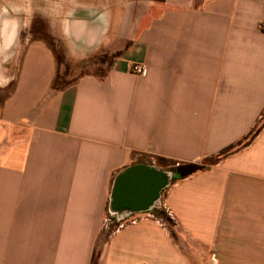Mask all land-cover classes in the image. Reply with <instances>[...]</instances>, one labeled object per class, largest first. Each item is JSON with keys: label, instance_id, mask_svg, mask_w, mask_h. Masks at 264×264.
Returning a JSON list of instances; mask_svg holds the SVG:
<instances>
[{"label": "crops", "instance_id": "obj_1", "mask_svg": "<svg viewBox=\"0 0 264 264\" xmlns=\"http://www.w3.org/2000/svg\"><path fill=\"white\" fill-rule=\"evenodd\" d=\"M58 49L104 67L56 89ZM263 118L264 0H0V264H264ZM205 161L110 218L123 171Z\"/></svg>", "mask_w": 264, "mask_h": 264}, {"label": "water", "instance_id": "obj_2", "mask_svg": "<svg viewBox=\"0 0 264 264\" xmlns=\"http://www.w3.org/2000/svg\"><path fill=\"white\" fill-rule=\"evenodd\" d=\"M176 175L156 167L138 165L123 171L116 179L109 204V213L125 219L157 206L162 191Z\"/></svg>", "mask_w": 264, "mask_h": 264}, {"label": "rangeland", "instance_id": "obj_3", "mask_svg": "<svg viewBox=\"0 0 264 264\" xmlns=\"http://www.w3.org/2000/svg\"><path fill=\"white\" fill-rule=\"evenodd\" d=\"M57 53L61 54L63 52H61V50L58 49ZM104 58H105V56L100 55L99 57L92 59L88 64H84L82 66L71 64L65 58H64V60L62 59V62H59V74H58L57 80H56L58 83V86L62 87V86H66V85H69V84L75 82L79 78V76H81L85 72H87V73L88 72L100 73L99 72L100 69H103V67H104L101 65V63L104 61ZM206 164H209V163L205 161V162L199 163L198 165L204 166ZM169 169L171 172L173 171L172 173H174L176 175V172H174V171H177L178 165L173 163ZM178 177L179 176L176 175V179ZM109 216H110V218H112L111 214H109ZM114 228H115V226L110 225L108 230H107V233L113 232Z\"/></svg>", "mask_w": 264, "mask_h": 264}, {"label": "trees", "instance_id": "obj_4", "mask_svg": "<svg viewBox=\"0 0 264 264\" xmlns=\"http://www.w3.org/2000/svg\"><path fill=\"white\" fill-rule=\"evenodd\" d=\"M57 57L59 59V62H62V59L64 60V57H63L62 54L57 53ZM56 80H57V78H56ZM56 80H55V83L53 85L56 89H62V88L67 86V85L66 86H62V87L58 86V83H57ZM257 132L258 131L253 133L252 136L257 134ZM228 152H230V150ZM227 153H225L224 155H226ZM207 166L208 165L199 166L198 164H184V165L181 164V165H178L177 171H174V172H176V175L179 176L177 179H185V178H187L189 176H192L193 174H195L197 172H200V171L204 170L205 168H207ZM169 171H170V169H169ZM154 213H155V215L157 217L163 218L164 220H167V221L170 222V219L166 216V214L163 211L158 210V209H154Z\"/></svg>", "mask_w": 264, "mask_h": 264}, {"label": "built area", "instance_id": "obj_5", "mask_svg": "<svg viewBox=\"0 0 264 264\" xmlns=\"http://www.w3.org/2000/svg\"><path fill=\"white\" fill-rule=\"evenodd\" d=\"M130 69L132 73L139 76H144L147 72V68L144 65L133 64L130 66Z\"/></svg>", "mask_w": 264, "mask_h": 264}]
</instances>
